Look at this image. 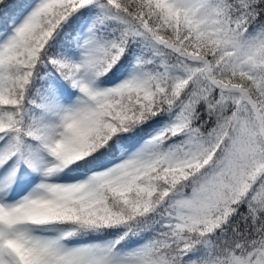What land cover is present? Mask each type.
<instances>
[{"label":"snow or ice","instance_id":"6c2138e0","mask_svg":"<svg viewBox=\"0 0 264 264\" xmlns=\"http://www.w3.org/2000/svg\"><path fill=\"white\" fill-rule=\"evenodd\" d=\"M0 264H264V0H0Z\"/></svg>","mask_w":264,"mask_h":264}]
</instances>
